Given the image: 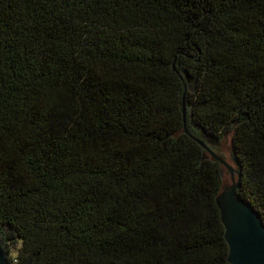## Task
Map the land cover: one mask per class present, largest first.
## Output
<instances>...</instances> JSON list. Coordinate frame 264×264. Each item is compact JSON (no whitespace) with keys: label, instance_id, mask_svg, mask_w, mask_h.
Wrapping results in <instances>:
<instances>
[{"label":"trees","instance_id":"trees-1","mask_svg":"<svg viewBox=\"0 0 264 264\" xmlns=\"http://www.w3.org/2000/svg\"><path fill=\"white\" fill-rule=\"evenodd\" d=\"M226 133L264 225V0H0L7 264H229Z\"/></svg>","mask_w":264,"mask_h":264},{"label":"water","instance_id":"water-1","mask_svg":"<svg viewBox=\"0 0 264 264\" xmlns=\"http://www.w3.org/2000/svg\"><path fill=\"white\" fill-rule=\"evenodd\" d=\"M183 115L182 121L184 122ZM194 139L202 150L208 153L207 156L202 152V159L209 157L211 160L217 161L231 177L230 184H222L219 194L215 196L223 237L227 246V262L229 264H264V225L255 210L246 201L236 196L240 169L232 147L229 151V160L232 164L230 165L207 148V144L216 143L214 137L207 136L204 143L197 138ZM221 172L220 170L222 176ZM233 174L236 175V179ZM6 255V249L0 240V264H7Z\"/></svg>","mask_w":264,"mask_h":264},{"label":"rangeland","instance_id":"rangeland-1","mask_svg":"<svg viewBox=\"0 0 264 264\" xmlns=\"http://www.w3.org/2000/svg\"><path fill=\"white\" fill-rule=\"evenodd\" d=\"M219 147H217V152L214 151L215 154H217L218 157H222L229 160V151L231 148V142H230V136L229 134H224L220 136L219 140ZM232 165V164H231ZM222 184L228 185L230 184V178L228 177L227 173L222 170ZM234 179H236V175L234 174ZM13 249L9 251L10 256H13Z\"/></svg>","mask_w":264,"mask_h":264},{"label":"flooded vegetation","instance_id":"flooded-vegetation-1","mask_svg":"<svg viewBox=\"0 0 264 264\" xmlns=\"http://www.w3.org/2000/svg\"><path fill=\"white\" fill-rule=\"evenodd\" d=\"M205 141H206V139H205ZM207 148L210 150V151H212V152H217V147H219V142H217V140H216V143L215 144H207ZM203 151V153L204 154H206L207 156H208V153L205 151V150H202ZM222 160H224L226 163H228V164H230L231 165V161L230 160H228V159H225V158H222V157H220ZM219 166H220V170L222 171H224V172H226L227 173V175H228V177L231 179V177H230V174L228 173V171L221 165V164H219ZM233 176H234V174H233Z\"/></svg>","mask_w":264,"mask_h":264}]
</instances>
